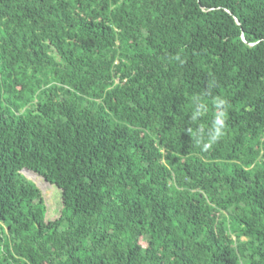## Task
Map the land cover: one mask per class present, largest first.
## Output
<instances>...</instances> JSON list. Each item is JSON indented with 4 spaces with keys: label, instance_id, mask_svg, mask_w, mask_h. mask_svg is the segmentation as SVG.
Returning a JSON list of instances; mask_svg holds the SVG:
<instances>
[{
    "label": "trees",
    "instance_id": "trees-1",
    "mask_svg": "<svg viewBox=\"0 0 264 264\" xmlns=\"http://www.w3.org/2000/svg\"><path fill=\"white\" fill-rule=\"evenodd\" d=\"M0 264H264V0H0Z\"/></svg>",
    "mask_w": 264,
    "mask_h": 264
},
{
    "label": "clouds",
    "instance_id": "clouds-1",
    "mask_svg": "<svg viewBox=\"0 0 264 264\" xmlns=\"http://www.w3.org/2000/svg\"><path fill=\"white\" fill-rule=\"evenodd\" d=\"M217 106L226 104V101L223 99L217 100ZM224 113H219L215 120L213 121V129L210 133V138L207 143L203 144L205 150L211 147L213 143H215L222 135H223V128H224ZM195 118V117H194Z\"/></svg>",
    "mask_w": 264,
    "mask_h": 264
},
{
    "label": "rangeland",
    "instance_id": "rangeland-1",
    "mask_svg": "<svg viewBox=\"0 0 264 264\" xmlns=\"http://www.w3.org/2000/svg\"><path fill=\"white\" fill-rule=\"evenodd\" d=\"M31 172H34L32 170H30ZM35 173V172H34ZM33 179H35L37 181V183L41 186V188L43 189L46 198L48 199L49 204H54L56 201V197H55V188L50 185L47 181H45L40 175H38L37 173L34 174H30L28 173Z\"/></svg>",
    "mask_w": 264,
    "mask_h": 264
},
{
    "label": "water",
    "instance_id": "water-1",
    "mask_svg": "<svg viewBox=\"0 0 264 264\" xmlns=\"http://www.w3.org/2000/svg\"><path fill=\"white\" fill-rule=\"evenodd\" d=\"M29 171H30L29 169H25V170H24V174H26L28 177L32 178V177L28 174ZM35 173H36V172H35Z\"/></svg>",
    "mask_w": 264,
    "mask_h": 264
}]
</instances>
